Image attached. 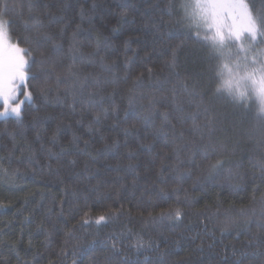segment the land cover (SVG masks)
<instances>
[{"label": "trees", "instance_id": "trees-1", "mask_svg": "<svg viewBox=\"0 0 264 264\" xmlns=\"http://www.w3.org/2000/svg\"><path fill=\"white\" fill-rule=\"evenodd\" d=\"M185 2L0 0L10 37L21 47L40 48L46 43L32 27L37 17L54 37L64 28V36L57 39L64 51L79 26L78 59L90 57L95 63H85L87 72L109 77L100 59L114 62L120 106L118 126L105 122L101 142L100 133L87 131L92 114L76 125L77 117L55 102L58 94L64 98L66 88L65 83H55L56 72L63 76V69L56 65L55 71L50 70L55 58L46 53L42 67L38 52L34 55V103H26L19 118L0 120V264H264V234L256 235L264 209V180L253 167L255 159H264V122L257 118L254 92L230 85L227 77L231 70L241 73L254 66L255 49L246 51L245 40L236 44L225 40L212 52L187 28L180 7ZM246 2L254 14L264 15V0ZM89 29L101 37L99 51L95 36L85 39ZM205 34L212 33L201 30V36ZM105 41L110 45L107 49ZM218 84L245 92L249 101L237 104L225 93H216ZM44 86L50 89L51 102L39 96ZM112 87L106 86L105 91L111 92ZM130 94L134 104L125 116ZM147 111L152 115L143 127L141 118ZM163 113L175 125V143L162 150L163 137L153 140L151 134L161 127ZM193 122L202 132L193 129ZM125 128L140 129L139 136L129 135L125 144ZM164 130L171 139L170 125H164ZM74 133L80 138L79 149L72 143ZM209 139L227 147L223 173L194 185L197 164L207 163L197 152L195 163L181 166L191 172L182 182L174 181L168 169L163 182L158 179L162 156L167 155L171 167L178 162L172 152L176 148L179 159L187 162L186 142L195 140L203 147ZM85 140L92 147L81 151ZM117 141L114 151L106 149ZM61 146L68 150L61 153ZM97 150L102 154L92 160L87 151L96 154ZM129 164L135 172L127 170ZM228 168L238 173L231 182ZM240 176L243 180L234 186ZM177 208L182 213L179 221L159 220L161 212ZM103 214L106 220L97 225L95 219ZM84 219L89 222L84 224Z\"/></svg>", "mask_w": 264, "mask_h": 264}, {"label": "snow or ice", "instance_id": "snow-or-ice-1", "mask_svg": "<svg viewBox=\"0 0 264 264\" xmlns=\"http://www.w3.org/2000/svg\"><path fill=\"white\" fill-rule=\"evenodd\" d=\"M95 7V5H93ZM180 7L184 10V19L187 21V28L191 33L194 34V39L204 41L205 45L210 47L211 51H218L217 45H223L226 39L233 41H241L249 39L252 36H256V40L253 41V47L257 49L255 54L252 56V63L254 67L246 72L245 78L251 80L254 85V95L259 98H264V75H258L257 69L264 71V52H261L260 45L264 43V15H257L253 13L250 8L249 3L246 0H186L182 3ZM7 5L5 4V9ZM31 11V9H30ZM4 10H0V117L14 114L17 118L21 115V107L26 102L34 103L33 100V90L31 87V81L35 79L32 73V64L36 63L33 59L34 55L38 52L39 54V64L43 67L46 63L44 59L46 53H51V57H54L52 63L51 71H55L56 65H59L64 72L62 76L59 72H56L55 83L59 86L61 83L66 84L65 95L62 99L59 94L55 98L56 103H62L69 109L70 116H76L75 124L81 125L85 121L86 114H92V119L87 123V131L89 133L96 132L100 133L101 142L104 141L105 136L103 134L102 128L105 122L111 121V127L118 126V119L120 112V106L117 103L116 97L118 95L117 85L118 80L114 71L113 64L104 63L103 58L100 59V65L104 69L105 73H111V77L108 75H95L93 73H88L83 67L85 63L94 64L95 61L90 57L85 60L84 57H79L78 53L80 49L78 47L80 41L77 39V34L81 31L79 26L77 30L72 33L71 40L64 51L62 45L57 42L58 38L64 36V28H60L56 37L52 36L48 32L44 31L45 25L37 17L36 21L32 25L38 37H42L45 44H41L40 48L35 47H21L20 43H12L10 37H8L7 26L8 21L3 17L5 15ZM121 15H126L122 13ZM81 18H83V12H81ZM53 20L57 17L53 16ZM51 23V21H49ZM201 30H206L212 33L211 35L205 34L201 36ZM95 36V45L97 51L100 50L101 37L100 35L89 29L88 35L85 36L86 40H91ZM260 37V40H258ZM6 38L8 42L6 44ZM25 44L34 43L33 41H24ZM105 49L110 47L105 41ZM43 49V50H40ZM175 60V53H173V63ZM151 72V69L148 70ZM128 75V62H125V76L127 79ZM139 81V78H137ZM231 83L230 81L228 82ZM47 84V81L45 82ZM108 85H112V91L106 92L105 88ZM187 90V86L185 85ZM50 89L46 86L39 88V96L45 101V103L51 102L49 100L48 92ZM133 89H129V93H132ZM240 95H244L243 91H238ZM134 98L130 94L127 97V104L124 108V115L127 116L129 110L133 108ZM152 115L151 111H147L143 114L142 126L147 127L149 124V119ZM257 118L259 121L264 122V108L257 111ZM182 119V118H181ZM211 124V121H209ZM164 125H170L172 128V137L170 139L169 133L164 130ZM61 125H57V132L59 131ZM71 128V125H68ZM194 130L201 131L199 125L193 122L192 125ZM124 131V143L127 144L129 135L139 136L140 129H135L131 132L128 128L123 129ZM212 128L209 127V133H211ZM153 140L158 137H163L164 144L162 145V150L164 147L171 143H175V125H171L169 121L168 113H163V122L160 128L156 129L152 134ZM181 138H183V131L180 132ZM80 138L73 134L72 143L79 149V145L76 143ZM203 140V134L200 136ZM56 134L52 136V141L56 142ZM189 145L188 151L190 153L187 162L179 159V153L176 148H173V156L178 161L177 163L169 165L166 163L167 155L162 156L160 163V170L158 174V179L163 182L165 169L169 170V174H173V180L177 183L182 182L185 176H190V171L181 170V166L188 167L189 165L195 163L193 157L197 152H201L203 158L207 163L197 164L199 169L197 178L194 185H199L202 183H208L214 179L215 176L220 175L225 171L224 159L223 157L227 154V147L223 142L212 143L209 139V143L200 147L195 140H188L186 142ZM119 146L117 141L111 149H106L109 151H114L116 147ZM91 146L90 141H84L85 151ZM143 148L145 145L140 144ZM150 150H151V146ZM64 146H61L60 152L63 153L67 151ZM51 152V149H49ZM102 154L100 150L93 154L92 151H87V155L92 159H98V156ZM129 156L132 155L131 152L128 153ZM215 156V159L212 157ZM72 163H75L73 161ZM237 168L239 165L236 166ZM254 168H258L261 180H264V159H255ZM87 168V164L85 165ZM127 170L135 172V168L132 164L127 166ZM228 178L231 182L234 176L238 173H234L232 168L227 169ZM255 179V176L253 177ZM243 180V176L239 177L236 185L238 186L239 181ZM163 191V189H162ZM175 191V189H174ZM244 214V213H242ZM181 210L179 208L168 211L161 212L159 215V220H175L179 221L181 218ZM107 214L99 215L95 219V223L99 225L102 221H105ZM88 219H84L83 223L87 224ZM155 222V218H154ZM232 222V221H229ZM248 220H245V224H248ZM264 234V209H262V219L258 222V232L257 237ZM71 235V233H69ZM250 240L249 243H253ZM139 246H143L142 244Z\"/></svg>", "mask_w": 264, "mask_h": 264}, {"label": "clouds", "instance_id": "clouds-1", "mask_svg": "<svg viewBox=\"0 0 264 264\" xmlns=\"http://www.w3.org/2000/svg\"><path fill=\"white\" fill-rule=\"evenodd\" d=\"M256 36H252L249 39H245V50L246 51H252L255 49V52L257 51L256 48L253 47V41L256 40ZM261 52H264V47H261ZM258 75H264V71H260V69H257ZM216 93L220 94L221 92L225 93L226 96H228L233 102L240 104L244 103L247 104L249 101L248 95L244 92V95H240L238 92H233L229 88L225 87L223 84H218L215 88ZM254 100L257 105V111H259L261 108H264V98H259L254 95Z\"/></svg>", "mask_w": 264, "mask_h": 264}, {"label": "rangeland", "instance_id": "rangeland-1", "mask_svg": "<svg viewBox=\"0 0 264 264\" xmlns=\"http://www.w3.org/2000/svg\"><path fill=\"white\" fill-rule=\"evenodd\" d=\"M3 18L6 20L5 17H3ZM7 33H8V37H10V34H9V32H8V26H7ZM10 40H11L12 43H15V42L12 40L11 37H10ZM226 40H228V41H232V42H231L232 44L241 43V41L237 42V41H233V40H230V39H226ZM7 42H8V38H6V44H7ZM240 61H248V60H247V59H241ZM251 63H252V62H251ZM253 67H254V66H250V67L248 68L247 71L251 70ZM247 71H246V72H247ZM246 72H241V73H239V72L237 71V73H235V71H232V70H231V71L227 72V77H228L229 81L231 82L230 85H233V84H240L242 87H245V88H246L247 90H249L250 92H253L254 85L252 84L251 80L245 78V76H246ZM249 91H248V92H249ZM26 103H28V102H26ZM26 103H25V104H26ZM25 104H24V105H25ZM24 105H22V107H21V111H22V108H23ZM0 110H2V109H0ZM8 118H17V117H16L14 114H11V115H7V116L0 117V120L8 119Z\"/></svg>", "mask_w": 264, "mask_h": 264}]
</instances>
